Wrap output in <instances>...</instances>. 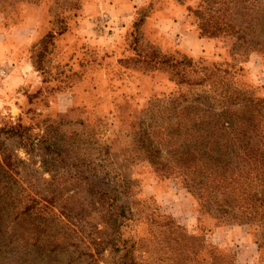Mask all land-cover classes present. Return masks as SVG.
<instances>
[{
  "label": "rangeland",
  "instance_id": "1",
  "mask_svg": "<svg viewBox=\"0 0 264 264\" xmlns=\"http://www.w3.org/2000/svg\"><path fill=\"white\" fill-rule=\"evenodd\" d=\"M257 12L264 0H0V264H264ZM200 96L206 119L229 118L225 151L188 150ZM190 155L249 165L208 175L202 203L180 175Z\"/></svg>",
  "mask_w": 264,
  "mask_h": 264
},
{
  "label": "trees",
  "instance_id": "2",
  "mask_svg": "<svg viewBox=\"0 0 264 264\" xmlns=\"http://www.w3.org/2000/svg\"><path fill=\"white\" fill-rule=\"evenodd\" d=\"M260 27L262 30L258 31L257 27ZM48 36V35H47ZM254 50L258 51H264V12H257L254 14ZM183 100V99H182ZM210 98H201V96L198 99H195L194 101L197 103V106H191L190 108L193 110L194 109V119L198 121V123H195L194 127L190 128V140H191V146L189 147V151L191 153H201L203 149L209 148L210 150L212 149L213 151L218 150H227L228 147L227 145L221 144L220 141L223 139L224 135L226 134V125L229 124L228 121H226L227 116H221L216 119H212L211 121L206 119V114L208 110L203 109V106L206 104H209L211 101ZM212 100L220 103L226 104L229 103L232 105L238 104V100H221L219 97H215ZM200 101V102H198ZM184 102V101H183ZM186 103V102H185ZM246 108L249 110V105H245ZM254 110H258L260 113H263L264 111V101H255L254 102ZM182 111V112H181ZM177 115L181 114L184 117H181L177 119V126H182L186 120V115L188 114L187 109L180 110V112L176 113ZM195 114H202V116L197 117ZM188 121L190 120L189 117H187ZM247 121V118L245 117V122ZM260 124V126H259ZM236 127V125H233ZM231 127V130L237 134L242 136L243 133H241V127L235 128ZM258 129L260 131H263V127L261 124V121L259 119L258 121ZM262 127V129H261ZM20 131L15 130L16 133L10 132V134L14 137H17L20 140V145L26 149H28L32 143V141H27L28 138L25 137L24 131L20 127H18ZM255 129V127H254ZM260 136V132L258 134ZM261 137V136H260ZM258 141V140H257ZM256 141V143H257ZM246 145V144H245ZM260 142L256 144L255 146L259 147ZM256 151V150H255ZM189 159H184L182 166L184 167L182 171L184 174H180L186 184V187L189 189V191L197 197L198 200H202V203H209L210 201H213L215 194H216V187L214 186V180L208 183V179L210 174L217 173L220 170H223L221 173L222 175H226V171L234 164V170H239L243 171L246 169V166L249 165L248 158H235L233 159L234 161L230 160L227 163H222L220 160L214 159L213 161L210 159H207L205 156H189ZM264 157H259V161L254 158V164H263L264 163ZM8 158H3V163H7ZM256 168V167H255ZM254 168V169H255ZM231 170V169H230ZM231 175H233L231 173ZM216 179H222L220 177H215ZM217 186V184H215ZM33 208V207H31ZM31 208H25L23 211L20 213V215H23V222L25 223L26 227H21L19 226V229L21 231V236H23L25 241H29V238L31 237H26L30 235V232L33 234L36 232L32 222H28V218L30 217V211ZM115 211L118 212L122 210V208L115 206L114 207ZM18 225V224H17Z\"/></svg>",
  "mask_w": 264,
  "mask_h": 264
}]
</instances>
